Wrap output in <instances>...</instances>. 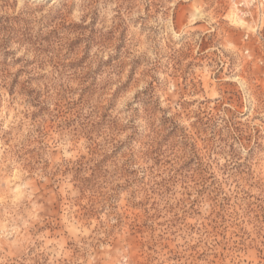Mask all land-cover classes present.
I'll list each match as a JSON object with an SVG mask.
<instances>
[{"label": "clouds", "instance_id": "obj_1", "mask_svg": "<svg viewBox=\"0 0 264 264\" xmlns=\"http://www.w3.org/2000/svg\"><path fill=\"white\" fill-rule=\"evenodd\" d=\"M0 264H264V0H0Z\"/></svg>", "mask_w": 264, "mask_h": 264}]
</instances>
